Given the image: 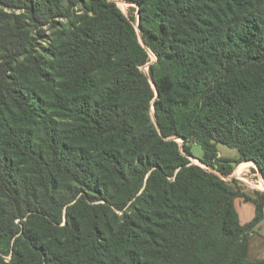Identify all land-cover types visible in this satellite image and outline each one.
Wrapping results in <instances>:
<instances>
[{"label":"trees","instance_id":"16d2710c","mask_svg":"<svg viewBox=\"0 0 264 264\" xmlns=\"http://www.w3.org/2000/svg\"><path fill=\"white\" fill-rule=\"evenodd\" d=\"M123 1L0 0V264H264V0Z\"/></svg>","mask_w":264,"mask_h":264},{"label":"rangeland","instance_id":"374dc122","mask_svg":"<svg viewBox=\"0 0 264 264\" xmlns=\"http://www.w3.org/2000/svg\"><path fill=\"white\" fill-rule=\"evenodd\" d=\"M114 1L117 2L118 6H119V7H120V8H121L126 14H128V15H130V14H134V15L138 16L137 5H136V4L131 5L130 3L125 2V1H123V0H114ZM130 6H134L135 9H134V7L132 8V7H130ZM137 18H138V17H137ZM135 25H136V27H137V30L139 31V29H138V21H136ZM140 39H141V38H140ZM155 60H156V57L152 54V61H155ZM143 70H145V72H147V71H148V65L143 66ZM152 117H153V119H154V113H153V110H152ZM177 140H178L179 142H182V141H183L182 138H178ZM189 144H190L191 147H192L193 155H188V157L191 159L192 163L199 164V165H201V166H203V167H205V168H207V169H209V170H211V171H214V172H216L217 174L221 175V173H220L216 168H213V167H211V166L205 164L204 162H202V158H203V155H204V149H203V147L197 142L196 139H192V140H190V141H189ZM218 150L220 151V152H219V156H222V157L236 158V157L239 156V152H238V150H237L236 148H232V147L227 146V145L222 144V143L218 144ZM191 156L194 157L195 159H194V158H191ZM198 160H200V162H199ZM245 166H248V167L250 166V168L246 169L247 172H246L245 175L240 174V172H242V170H244ZM235 167H236V169L234 170V172H233L231 175H229V176H224V177L222 176V178H224V179L227 180V181H231L232 179H234V178H233V175H234V176H237V174H239V176H240L241 178H243V177H244V178L248 177L249 182L251 183V185H253V186H251V185H247V186H248V188H247V186H245L244 181H241L242 183H244V187L246 188V190H247L248 192H252V190L256 189L255 186H256V185H259V184H258V181H259V179L261 178L260 175L262 176V174L260 173V171H259V169L257 168L256 164H254L253 162H251V163H247V164L236 165ZM246 180H247V179H246ZM246 182H247V181H246ZM254 185H255V186H254ZM237 186H238L239 188H242V186H240V185H238V184H237ZM247 202H248V201H247ZM237 203H239V200H237ZM248 203H249V202H248Z\"/></svg>","mask_w":264,"mask_h":264},{"label":"crops","instance_id":"0c3cea01","mask_svg":"<svg viewBox=\"0 0 264 264\" xmlns=\"http://www.w3.org/2000/svg\"><path fill=\"white\" fill-rule=\"evenodd\" d=\"M247 163H251V162L246 161V162H242L241 164H247ZM248 168H250V166L249 167L245 166L244 170H242V172H240V174L245 175L247 172L246 169H248ZM260 177H261V175H260ZM233 178H236L240 181H244L245 186L251 185L248 177L241 178L239 176V174H237V176L233 175ZM251 186H253V185H251ZM247 188H248V186H247ZM245 190H246V188H245ZM237 200H239V203H237ZM235 205H236V208L238 210V213L240 216V221L242 224H246V223L250 222L255 217L256 206L253 202L248 203L242 197H237L235 199ZM249 256L251 259L264 258V218L261 220V222L255 227V229L251 233V237H250V241H249Z\"/></svg>","mask_w":264,"mask_h":264},{"label":"water","instance_id":"95a60500","mask_svg":"<svg viewBox=\"0 0 264 264\" xmlns=\"http://www.w3.org/2000/svg\"><path fill=\"white\" fill-rule=\"evenodd\" d=\"M126 2V1H125ZM138 8H139V6H138ZM138 29H139V21H138ZM152 81V80H151ZM152 83L154 84V82L152 81ZM155 85V84H154ZM157 94H158V91H157ZM156 120V119H155ZM156 125H157V127L159 128V125H158V123L156 122ZM191 158H194V157H192L191 156ZM195 159V158H194ZM199 162H200V160H198ZM251 162H253V161H251ZM254 163V162H253ZM255 164V163H254ZM260 171V170H259ZM221 176H223L224 177V175H222L221 174ZM263 177V176H262ZM263 180H264V178H263Z\"/></svg>","mask_w":264,"mask_h":264},{"label":"built area","instance_id":"2783aa9c","mask_svg":"<svg viewBox=\"0 0 264 264\" xmlns=\"http://www.w3.org/2000/svg\"><path fill=\"white\" fill-rule=\"evenodd\" d=\"M258 184L259 185H256V187H258V186H261V187H263L264 188V180H263V177L261 176V178L259 179V181H258Z\"/></svg>","mask_w":264,"mask_h":264}]
</instances>
